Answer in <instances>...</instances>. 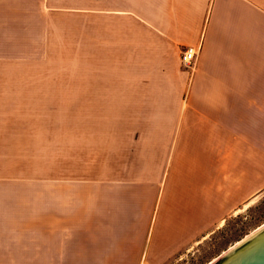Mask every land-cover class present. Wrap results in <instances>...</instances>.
<instances>
[{"label": "crops", "instance_id": "crops-1", "mask_svg": "<svg viewBox=\"0 0 264 264\" xmlns=\"http://www.w3.org/2000/svg\"><path fill=\"white\" fill-rule=\"evenodd\" d=\"M185 45L198 48L189 71ZM64 139L101 168L44 182L70 200L0 198V227L19 223L4 235L37 246L1 264L188 250L264 188V0H0V164L21 167L0 172L22 174L0 181L55 175L32 161Z\"/></svg>", "mask_w": 264, "mask_h": 264}, {"label": "rangeland", "instance_id": "rangeland-1", "mask_svg": "<svg viewBox=\"0 0 264 264\" xmlns=\"http://www.w3.org/2000/svg\"><path fill=\"white\" fill-rule=\"evenodd\" d=\"M10 47V46H9ZM13 48V47H10ZM13 63H10L6 67H11ZM183 65V64H182ZM183 67L187 69L184 65ZM192 70V69H191ZM189 71V70H188ZM90 115L78 113V118L81 119ZM107 116L102 114H95V120L104 121ZM78 128H81L80 122H78ZM80 135V134H78ZM81 146V145H80ZM82 154L87 155L93 151V147H82ZM76 140L64 139L62 143V148L58 147L55 149L53 147L52 151H49V158L44 160L40 158L39 160H33V170L46 171L48 174L55 175H31V179L20 180L19 182L12 181L4 184L0 181V198H6L10 201L2 202H17L20 203L21 198L27 197L32 200L36 199H66L70 200V189L68 185L74 184V178H79L85 176L94 169L101 168V162L99 160L86 161L84 159H76ZM86 157V156H85ZM84 157V158H85ZM98 157V156H96ZM8 166L11 170L21 169L20 165L14 159L6 158L5 159ZM1 163V162H0ZM40 163V165H39ZM7 165H1V168H8ZM25 175V174H24ZM0 176H9V177H18L22 176L21 173L14 172H0ZM58 176V177H56ZM34 177V178H33ZM61 178L63 181L61 183L67 184L63 186L62 190L59 193H55V187L50 186L48 183L44 182H53L51 179ZM45 179V180H41ZM14 184V185H12ZM57 184V183H55ZM52 188L54 189L52 191ZM255 190V195L243 206H241L236 212L233 211L230 216L225 219H222L219 226H216L214 230L210 233L205 234L202 240L194 243L188 250L180 253L178 256L173 257L169 262L157 263V264H213L228 253L232 248H235L243 241L247 240L250 236L254 235L264 226V188ZM73 193V192H72ZM14 208H20L19 206L10 205ZM9 206V208H10ZM4 209L7 206H3ZM15 210L8 211L14 212ZM13 216L19 215L20 211L12 213ZM19 217V216H18ZM9 221V220H8ZM7 221V223H9ZM6 222L3 223V226L0 227V264L1 258L9 256H21L19 253L20 248L25 246L28 247H37L36 245L31 244L33 240L26 238H14L4 235V230L10 227L12 223H15L17 226L18 222L12 221L8 225L4 226ZM38 242L44 243L42 261L47 259H52L49 255L52 251L48 250V246L51 241L48 238L44 240H37ZM27 253V252H26ZM13 264V263H5Z\"/></svg>", "mask_w": 264, "mask_h": 264}, {"label": "water", "instance_id": "water-1", "mask_svg": "<svg viewBox=\"0 0 264 264\" xmlns=\"http://www.w3.org/2000/svg\"><path fill=\"white\" fill-rule=\"evenodd\" d=\"M213 264H264V226Z\"/></svg>", "mask_w": 264, "mask_h": 264}, {"label": "built area", "instance_id": "built-area-1", "mask_svg": "<svg viewBox=\"0 0 264 264\" xmlns=\"http://www.w3.org/2000/svg\"><path fill=\"white\" fill-rule=\"evenodd\" d=\"M198 48L194 45H185L182 47L180 59L182 64L188 69L193 70L197 64Z\"/></svg>", "mask_w": 264, "mask_h": 264}]
</instances>
